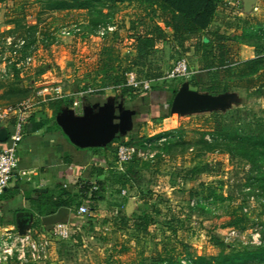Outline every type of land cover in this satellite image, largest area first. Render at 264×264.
I'll return each instance as SVG.
<instances>
[{"label":"rangeland","instance_id":"374dc122","mask_svg":"<svg viewBox=\"0 0 264 264\" xmlns=\"http://www.w3.org/2000/svg\"><path fill=\"white\" fill-rule=\"evenodd\" d=\"M0 1V113L29 99L35 107L44 106L38 93L46 87L55 88L57 84L51 78L57 74L62 75L63 83L58 85L63 93L96 89L104 47H113L119 53L127 80L133 73L137 81H152L151 89H141L136 99L113 90L117 97L108 101L103 97V103L116 106L123 111V117L117 124L116 136L103 150L105 173L100 200L94 203L91 194L86 193L82 204L88 212L84 217L78 216V207L73 206L67 214L48 216L53 220L49 224L35 227L34 222L26 223L23 229L38 247L36 256L30 254L29 244L17 242L12 258L4 264H167L193 260L194 255L216 257L221 251L255 246L251 242L256 229L264 243V156L255 155L250 160L230 155L222 140L219 145L213 141L204 119L216 111L231 130L248 134L261 128L264 98L259 90L233 88L226 96L217 97L218 104L211 110L172 112L167 102L150 104L153 90L169 91L187 85L195 91L193 85L208 84L209 76L200 70L194 51L183 50L168 29L166 40L155 44L146 58L134 63L130 22L149 13L148 23H158L165 29L156 16L147 12L143 1L98 2L90 10H58V0ZM106 22L117 24V31L100 38L98 28ZM65 28L73 29L71 36L62 34ZM217 28L226 33L224 44L230 50L229 63L233 64V75L226 77L222 69L220 80L236 81V63L264 55V0H224L218 5L210 29ZM139 30L144 32L142 26ZM181 56L196 71L194 76L188 81L165 79ZM28 58L32 59L29 64ZM159 73L161 77L154 81L152 76ZM147 140H154L150 156L129 165V171L123 174V186L119 173L124 172H119L116 164L117 146L128 142L148 151L143 146ZM199 160L210 163L213 173L181 182L179 173ZM123 190L126 195L121 194ZM191 193L202 204L192 207ZM244 206L250 209L246 238L231 246L225 244L223 249L214 245L213 238L221 242L234 228L230 222L235 216H243ZM155 210L160 214L156 215ZM143 212L154 216L146 235L132 228L133 220ZM124 217L128 222L123 221ZM63 222L71 231L66 239L55 233V225ZM0 233H11L14 239L19 229L1 227Z\"/></svg>","mask_w":264,"mask_h":264},{"label":"trees","instance_id":"16d2710c","mask_svg":"<svg viewBox=\"0 0 264 264\" xmlns=\"http://www.w3.org/2000/svg\"><path fill=\"white\" fill-rule=\"evenodd\" d=\"M145 3L147 12H151L156 16L165 29L158 23H148L146 16L140 17L138 20H132L129 30L133 33V50L136 52V59L141 60L147 57L148 52L155 44L165 41L168 37L167 29L171 30L175 42L179 46L188 51L193 49L195 57H198L200 70L207 72L209 83L203 86L193 85V89L199 93H208L210 96L219 97L226 96L233 88L237 89H257L262 92L264 88V55H256L254 58L236 63L237 80L226 81L220 80L219 74L222 69L225 70L226 77L232 76L233 67L229 62L230 50L224 44L226 33L217 28L212 31L218 5L224 0H141ZM2 2V1H0ZM98 2H109L112 4H122L127 0H58L55 6L58 10H90ZM110 22H106L107 25ZM139 26L144 28V32L139 30ZM207 32L202 37V33ZM189 43V44H188ZM188 44V45H187ZM181 56L179 58H182ZM178 58V59H179ZM138 64V63H137ZM230 64V65H229ZM122 62L119 60V53L113 47H104L101 54L98 76L96 78V89H100L98 94L104 96V90L113 88L123 97L132 99L139 98L142 94L141 89L129 86L125 70H121ZM191 66V64H190ZM194 76V75H193ZM161 77V74L152 76V79ZM179 81V80H178ZM262 81L261 83H258ZM179 86L173 87L169 91L153 90L151 96H160L165 93L170 95V99L166 101L170 106L173 98L179 90ZM103 90V91H101ZM165 92V93H164ZM49 108L53 111L54 117L63 112L64 101L61 99H51L48 102ZM205 122L209 124L207 132L212 133L213 141L219 145V140L223 141V146L228 148L230 155L237 154L245 159L253 160L255 155L264 156V126L261 128L250 130L248 134H244L242 130H231L227 128L221 121L218 112L214 111L209 117H205ZM14 121V119H12ZM128 143V142H127ZM132 144V143H128ZM263 151L260 152L259 150ZM137 159L126 165L124 173H119L121 179L119 182L124 186L126 180L123 174L129 171V165L134 164ZM105 171L103 169V175ZM213 167L210 163L199 160L195 162L190 169H185L179 173L181 182H192L199 175L212 174ZM104 181H107L105 179ZM98 189L89 191V184H85L79 196H73L68 192H62L58 195L53 193H41L37 199H29V203L34 207L36 219L33 226L38 227L42 223V218L52 215L61 208H78L83 205L82 201L86 197V193L91 194L90 200L97 203L102 197L103 182L96 181ZM122 186V187H123ZM195 192V191H193ZM16 195V191L11 193ZM193 195V193H191ZM198 196L193 195V199ZM77 208V210H78ZM242 210V208H241ZM77 212V211H76ZM156 215L160 214L159 210H155ZM243 213V212H242ZM86 216V215H84ZM80 216V217H84ZM246 215L233 217L230 225L238 230H246ZM124 222L128 219L123 218ZM154 222V216L148 212H143L137 219L133 220L132 228L139 234L146 235L151 224ZM212 242L217 247L223 249L225 243L213 238ZM189 259V258H188ZM192 264H264V243L261 246H249L243 249H234L229 253L221 251L216 257H204L194 255V259H189ZM167 264H181V260Z\"/></svg>","mask_w":264,"mask_h":264},{"label":"crops","instance_id":"0c3cea01","mask_svg":"<svg viewBox=\"0 0 264 264\" xmlns=\"http://www.w3.org/2000/svg\"><path fill=\"white\" fill-rule=\"evenodd\" d=\"M245 47L252 48L247 45ZM51 82L57 84L55 88L59 89L56 99L64 101L63 112L67 111L77 117H82L86 113L95 114L104 107L111 112L116 125L122 121L123 111L116 106L113 108L103 103V97L105 101L117 97L113 94L115 89H105L104 96L97 93L100 89L63 93L62 87L58 85L63 83L62 75L57 74L52 77ZM169 99L170 96L167 93L160 96L154 95L150 98V104L157 105L159 100L166 102ZM57 117L58 115L54 117L48 103L34 107L29 114L26 133L18 151V170L5 192L1 194L0 228L17 227L19 229L18 223L22 220L27 224H32L36 219V214L29 199H37L41 193L48 192L58 195L68 192L73 196H79L85 184L103 182V161H105L103 150L106 149L108 143L97 148L77 147L63 132L57 122ZM128 121L131 122V119L128 118ZM13 132V120L0 123V149L7 147ZM13 191H16L14 196L11 194ZM70 210L71 208H61L49 216L67 214ZM6 214L10 217L8 218ZM49 221L53 220H49L48 216L42 218V223L49 224Z\"/></svg>","mask_w":264,"mask_h":264},{"label":"built area","instance_id":"2783aa9c","mask_svg":"<svg viewBox=\"0 0 264 264\" xmlns=\"http://www.w3.org/2000/svg\"><path fill=\"white\" fill-rule=\"evenodd\" d=\"M75 31H79L76 27H73ZM117 31V24L109 23L107 25H100L97 31L98 36L101 38L106 37L109 34H114ZM73 29H64L62 34L65 36H71ZM24 45V42H22ZM32 61L31 58L27 59V64ZM196 71L192 69L190 66L189 61L185 58H179L173 64L172 69L167 73L165 79L173 80V81H188ZM128 85L132 86L137 89H143L144 91H149L152 86V81H137L135 75L131 73L129 75ZM50 95L49 98L46 95ZM59 95V89L53 88L50 89L48 87L44 88L38 96L40 98V102H48L51 99H56ZM35 107L34 101L31 99L21 103L17 107L8 108L7 110L0 113V123L6 122L9 120L14 119V132L10 135L9 142L7 147L4 149H0V195L5 192L7 187L9 186L11 180L15 172L18 170L19 167V157L18 151L19 147L23 141V138L26 133V124L29 119V114ZM166 138L161 139L160 142L165 141ZM154 140H147L144 143V148L149 149L148 151L142 150V148L134 145L123 143L119 144L116 149V164L117 170L119 172H125L126 165L132 162L135 159H147L150 156V149L153 146ZM89 191H96L98 186L96 183H90ZM248 191L251 189L248 188ZM123 195H126V191L123 190ZM191 206L196 207L198 204H202V200L198 198H194L191 200ZM88 212V209L85 205H81L77 210L78 216H84ZM242 212L247 215L250 213V209L248 206H244L242 208ZM257 233L253 237V241L251 242L252 245L261 246L262 241H260V233L255 230ZM55 233L63 238L66 239L70 236L71 231L68 223H57L55 225ZM246 230H238V229H230L226 236L223 238V242L226 245H233L241 242L245 237ZM19 240V241H18ZM31 238L29 233L26 231L24 234H18V237L12 238L11 233L4 235V233H0V264L6 263L10 258L13 256L14 248H16L17 242L18 243H27L30 247V254L35 257L36 252L38 251V247L34 242H31ZM181 264H192V261L189 259H182ZM255 264V263H253Z\"/></svg>","mask_w":264,"mask_h":264},{"label":"water","instance_id":"95a60500","mask_svg":"<svg viewBox=\"0 0 264 264\" xmlns=\"http://www.w3.org/2000/svg\"><path fill=\"white\" fill-rule=\"evenodd\" d=\"M218 98L208 93H199L183 85L175 94L172 112H201L211 110L218 104ZM57 122L69 140L79 148L102 147L111 141L117 133L115 118L107 108H101L97 113L77 117L67 111L57 117ZM52 220V219H49ZM19 233L24 234L26 221H20Z\"/></svg>","mask_w":264,"mask_h":264}]
</instances>
